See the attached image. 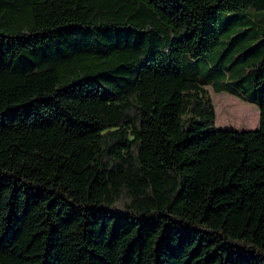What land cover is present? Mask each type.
<instances>
[{"label": "trees", "instance_id": "16d2710c", "mask_svg": "<svg viewBox=\"0 0 264 264\" xmlns=\"http://www.w3.org/2000/svg\"><path fill=\"white\" fill-rule=\"evenodd\" d=\"M221 13L264 0H0V264H264V40Z\"/></svg>", "mask_w": 264, "mask_h": 264}, {"label": "rangeland", "instance_id": "374dc122", "mask_svg": "<svg viewBox=\"0 0 264 264\" xmlns=\"http://www.w3.org/2000/svg\"><path fill=\"white\" fill-rule=\"evenodd\" d=\"M264 15L252 13H221L218 19L219 37L224 43H235L243 30L249 29L240 35L242 41L247 39L250 46L257 45L264 40ZM256 31V32H254ZM238 36V37H237ZM249 36H252L251 38ZM248 49V48H247ZM246 50V49H245ZM193 68V67H192ZM209 91L212 103L215 107L216 119L214 127L222 130L248 131L259 128L260 115L256 105L247 103L227 93H215L211 88Z\"/></svg>", "mask_w": 264, "mask_h": 264}]
</instances>
